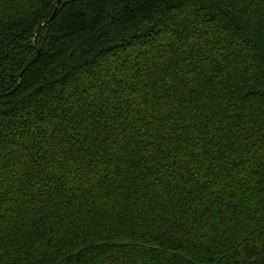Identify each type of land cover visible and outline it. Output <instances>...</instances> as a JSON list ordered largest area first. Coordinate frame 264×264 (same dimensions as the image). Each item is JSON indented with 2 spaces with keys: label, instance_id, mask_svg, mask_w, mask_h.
Here are the masks:
<instances>
[{
  "label": "trees",
  "instance_id": "obj_1",
  "mask_svg": "<svg viewBox=\"0 0 264 264\" xmlns=\"http://www.w3.org/2000/svg\"><path fill=\"white\" fill-rule=\"evenodd\" d=\"M0 264H264V0H0Z\"/></svg>",
  "mask_w": 264,
  "mask_h": 264
},
{
  "label": "water",
  "instance_id": "obj_2",
  "mask_svg": "<svg viewBox=\"0 0 264 264\" xmlns=\"http://www.w3.org/2000/svg\"><path fill=\"white\" fill-rule=\"evenodd\" d=\"M60 1H61V0H56V6L59 4Z\"/></svg>",
  "mask_w": 264,
  "mask_h": 264
}]
</instances>
